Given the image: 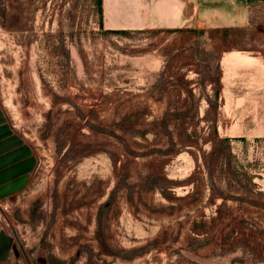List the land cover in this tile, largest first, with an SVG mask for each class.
Wrapping results in <instances>:
<instances>
[{
    "label": "rangeland",
    "instance_id": "1",
    "mask_svg": "<svg viewBox=\"0 0 264 264\" xmlns=\"http://www.w3.org/2000/svg\"><path fill=\"white\" fill-rule=\"evenodd\" d=\"M100 20L0 0V264H264V59Z\"/></svg>",
    "mask_w": 264,
    "mask_h": 264
},
{
    "label": "crops",
    "instance_id": "2",
    "mask_svg": "<svg viewBox=\"0 0 264 264\" xmlns=\"http://www.w3.org/2000/svg\"><path fill=\"white\" fill-rule=\"evenodd\" d=\"M102 27L107 31H160L176 35L181 43L175 61L200 62L199 46L207 35L223 40L222 46H203L221 53L219 62L264 59V1L250 0H102ZM192 40V41H191ZM191 41V43H190ZM165 58L158 62L165 63Z\"/></svg>",
    "mask_w": 264,
    "mask_h": 264
},
{
    "label": "trees",
    "instance_id": "3",
    "mask_svg": "<svg viewBox=\"0 0 264 264\" xmlns=\"http://www.w3.org/2000/svg\"><path fill=\"white\" fill-rule=\"evenodd\" d=\"M250 1H264V0H250ZM97 5H98L99 13L101 15L100 25L102 27V13H103L102 0H97ZM111 32L119 33V31H111Z\"/></svg>",
    "mask_w": 264,
    "mask_h": 264
}]
</instances>
